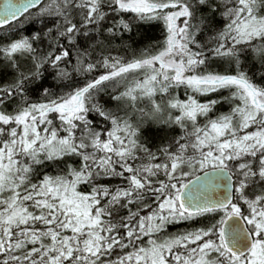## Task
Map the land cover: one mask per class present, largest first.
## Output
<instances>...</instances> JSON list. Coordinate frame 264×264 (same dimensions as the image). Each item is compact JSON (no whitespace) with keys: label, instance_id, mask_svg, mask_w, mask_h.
<instances>
[{"label":"snow or ice","instance_id":"obj_1","mask_svg":"<svg viewBox=\"0 0 264 264\" xmlns=\"http://www.w3.org/2000/svg\"><path fill=\"white\" fill-rule=\"evenodd\" d=\"M0 264H264V0H3Z\"/></svg>","mask_w":264,"mask_h":264},{"label":"trees","instance_id":"obj_2","mask_svg":"<svg viewBox=\"0 0 264 264\" xmlns=\"http://www.w3.org/2000/svg\"><path fill=\"white\" fill-rule=\"evenodd\" d=\"M116 42H117V43H119V41H116ZM154 131H155V129H154V128H153V129H149V130H148V133H149V134H153V133H154Z\"/></svg>","mask_w":264,"mask_h":264},{"label":"water","instance_id":"obj_3","mask_svg":"<svg viewBox=\"0 0 264 264\" xmlns=\"http://www.w3.org/2000/svg\"><path fill=\"white\" fill-rule=\"evenodd\" d=\"M3 2V0H0V3H2Z\"/></svg>","mask_w":264,"mask_h":264}]
</instances>
